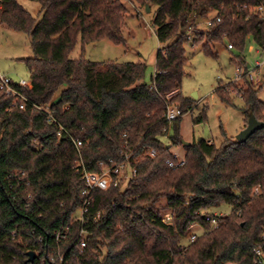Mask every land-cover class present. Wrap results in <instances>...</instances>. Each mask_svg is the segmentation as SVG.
Here are the masks:
<instances>
[{
    "label": "trees",
    "instance_id": "16d2710c",
    "mask_svg": "<svg viewBox=\"0 0 264 264\" xmlns=\"http://www.w3.org/2000/svg\"><path fill=\"white\" fill-rule=\"evenodd\" d=\"M132 1L157 6L155 35L168 42L156 54L151 84L143 82V64L82 56L85 46L103 39L124 44L127 10L120 0H38L39 20L17 0H0V24L26 34L33 52L25 61L31 87L18 88L26 106L13 105L0 91V264H59V255L62 264H254L252 250H264V127L244 143L222 131L220 145L199 140L187 146L175 127L170 143L183 148L182 161L161 141L180 118L167 121V108L176 104L183 114L193 106L181 94L184 44L194 36L193 45L212 55L214 44L241 50L251 39L264 54V20L250 12L264 8V0ZM212 17L219 21L200 32ZM77 45L80 57L69 59ZM244 83L238 91L244 124L249 115L264 123L262 87ZM216 94L231 104L226 86ZM38 106H48L55 122ZM205 110L195 124L205 120ZM72 139L81 142L78 149ZM123 153H131L136 175L93 192L81 251L80 223L73 220L84 185L74 167L81 160L100 171V161L120 160ZM160 199L172 213L170 224L161 221ZM224 205L230 211L210 228L203 215ZM193 223L205 232L183 244ZM66 226L67 240L54 255L52 236Z\"/></svg>",
    "mask_w": 264,
    "mask_h": 264
},
{
    "label": "rangeland",
    "instance_id": "374dc122",
    "mask_svg": "<svg viewBox=\"0 0 264 264\" xmlns=\"http://www.w3.org/2000/svg\"><path fill=\"white\" fill-rule=\"evenodd\" d=\"M18 3L36 20L42 16L41 5L38 0H17ZM125 6L127 13L124 27V44L116 45L108 39L89 44L84 47L82 56L92 62H117V63H140L145 66L143 82L151 84L155 75V57L158 50L167 47V43H160L155 35L153 20L157 6L148 3L139 5L132 0H120ZM148 6L149 11L146 10ZM200 32L208 28L205 23L198 27ZM184 44L188 62L184 67V75L181 82V94L184 98L192 99L191 111L185 110L178 121L168 124V131L161 141L166 147H170L173 154L181 157L184 150L181 146L170 143V137L174 134V128L178 127L181 142L192 143L194 141L212 140L215 145H220L225 133L227 138H235L240 127H244V115L240 108L242 101L237 96L240 89L245 88V81L232 83L235 70L242 67L244 59L246 65L254 66L255 62L262 63L259 71L253 75L258 78L255 87H262L257 97L264 103V54L260 53L251 39H247L241 50L234 48L228 50L229 43L214 44L213 54H207L202 50L201 44L193 45L192 40ZM81 55L80 46L77 45L69 54V59H78ZM33 58V52L26 34L14 31L0 24V74H4L18 82L24 80L30 82V74L25 61ZM231 85V86H230ZM226 86V92L231 99V104L222 103L216 90L218 87ZM233 86V87H232ZM59 93L54 100L59 98ZM172 107L178 105L172 104ZM205 110V120L195 124L193 120ZM242 127V128H243ZM158 207L167 210V202L160 199ZM230 206H221L213 212L226 214ZM200 230L194 231L198 235ZM192 233H188L182 240L183 244L188 242Z\"/></svg>",
    "mask_w": 264,
    "mask_h": 264
},
{
    "label": "built area",
    "instance_id": "2783aa9c",
    "mask_svg": "<svg viewBox=\"0 0 264 264\" xmlns=\"http://www.w3.org/2000/svg\"><path fill=\"white\" fill-rule=\"evenodd\" d=\"M250 12L254 15L259 17L260 19L264 20V8L262 6H257L250 8ZM219 19L216 17H212L211 19L205 22L207 28L212 27L213 22H218ZM228 50H232L231 44L227 45ZM262 63L255 62L254 66L251 67L250 65H245V67H237L235 70L234 78L232 83H239L243 81H247L250 84H256L258 82V78L253 75L255 71H259L262 67ZM30 82H26L24 80H19L15 82L8 76L4 74H0V91L4 93L5 96L13 98V105L18 106L19 108H24L26 106V99L20 93L18 88H30ZM238 94V93H237ZM239 98V94L237 95ZM241 99V98H240ZM37 109L44 111L48 115V122H55L49 112L48 106H38ZM182 112L177 107L169 106L166 112V120L173 121L180 116H182ZM73 144L78 149L81 146V142L78 140L72 139ZM208 143H212L209 141ZM150 156H154L155 152L151 150L149 152ZM122 158L120 160L109 159L106 162L100 161L98 163V168L100 171H90L88 170L83 162L79 160L75 167L74 171L79 176V179L83 182V188L79 192V196L81 199V203L79 207L76 209L74 222L77 221L80 223V229L78 231L77 240L79 241L81 251L87 245V239L89 236V231L86 227L88 218L87 212L90 204L93 201V192L95 190L106 191L111 187H116L119 184H126V182L136 175V169L133 166L135 160H132L131 153H123L121 154ZM174 157L178 161H182V156L179 157L178 154H175ZM260 193V189L258 187L254 188V195H258ZM223 214L212 212L210 214H204V222L207 223L210 228L214 229L217 227L219 223V218H221ZM95 220V219H94ZM172 220V213L170 211L163 212L161 215V221L164 224H170ZM200 230V233L205 232V228L200 225L199 223H193L189 226V233L192 234L189 236L191 240H193L197 235L194 234V231ZM69 233V226L56 231L52 238L54 239L56 245L52 247V254L58 255V244L62 243L63 241L67 240V235ZM198 234V235H199ZM42 239L38 238L40 242ZM254 256V264H264V250L260 247H255L253 250ZM52 260V259H51ZM63 255H59V264H62Z\"/></svg>",
    "mask_w": 264,
    "mask_h": 264
},
{
    "label": "water",
    "instance_id": "95a60500",
    "mask_svg": "<svg viewBox=\"0 0 264 264\" xmlns=\"http://www.w3.org/2000/svg\"><path fill=\"white\" fill-rule=\"evenodd\" d=\"M146 10L149 11L148 6H146ZM264 127V123L258 121L253 115H249L247 118V123L243 129H241L237 135L235 136V140L238 143H244L255 131H258ZM185 146L189 145V143H184ZM29 261H33L36 257L35 253L29 252Z\"/></svg>",
    "mask_w": 264,
    "mask_h": 264
},
{
    "label": "crops",
    "instance_id": "0c3cea01",
    "mask_svg": "<svg viewBox=\"0 0 264 264\" xmlns=\"http://www.w3.org/2000/svg\"><path fill=\"white\" fill-rule=\"evenodd\" d=\"M242 127H243V125L240 127L239 131H240L241 129H243V128H244V127H243V128H242ZM209 141H212V140H209ZM209 141H208V142H209Z\"/></svg>",
    "mask_w": 264,
    "mask_h": 264
}]
</instances>
